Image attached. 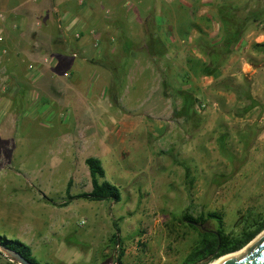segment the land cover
<instances>
[{
  "label": "rangeland",
  "instance_id": "1",
  "mask_svg": "<svg viewBox=\"0 0 264 264\" xmlns=\"http://www.w3.org/2000/svg\"><path fill=\"white\" fill-rule=\"evenodd\" d=\"M93 1V25L87 32L102 39L95 50L97 72L103 74L107 66L114 72L110 96L115 113L120 107L114 102L116 93L139 98V74L132 72L139 68V0H113L114 5ZM114 33L121 41L104 42ZM69 37L71 43L64 49L71 54L76 37ZM9 53L11 62L4 66L1 58V70L4 67L11 76L30 71L24 57ZM18 90V97L0 104V166L5 165L0 169V235L29 244L41 262L117 264L116 254L122 252L123 264H193L191 252L196 245L201 248L204 230L184 221L186 212L198 216L217 211L226 232L234 233L250 217L264 213V83L250 84L256 106L246 113L237 111L247 102L243 96L237 100L233 91L223 95L208 91L205 100L219 105L218 110L206 111L215 124H208L206 138L193 135L184 153H177L181 162L173 163L172 151L165 157L171 163L159 161L139 174V146L129 150L122 164L100 158L105 180L120 188V201L78 198L63 207L46 198L60 202L66 196L68 166L56 167L58 157L52 148L60 133L69 129L58 121V111L44 113L41 106L37 110L28 106V87ZM133 110L139 116V101ZM135 140L139 142V133ZM204 141L206 152L199 151ZM88 151L78 150L69 170L74 181L71 194L91 189L83 158ZM206 223L219 229L214 219ZM115 233L118 243L112 242ZM0 252V264L15 262L1 248Z\"/></svg>",
  "mask_w": 264,
  "mask_h": 264
},
{
  "label": "crops",
  "instance_id": "2",
  "mask_svg": "<svg viewBox=\"0 0 264 264\" xmlns=\"http://www.w3.org/2000/svg\"><path fill=\"white\" fill-rule=\"evenodd\" d=\"M51 2L54 5L48 0H0L5 15L0 19V59L6 66L12 51L16 58L24 57L30 69L11 76L0 67V104L18 97L19 87H28L29 107L58 111V121L69 130L60 133L52 149L56 167L68 166L66 185L74 183L69 170L80 149L89 150L86 157L122 164L129 150L139 146V174L159 161L171 163L165 157L172 151L173 163L181 162L177 153H184L193 135L206 138L208 124H215L213 115L197 110V96L207 99L210 90L223 95L225 79L234 85L264 83V48H253L264 43V0H139V68L132 69L139 74V98L116 93L114 102L120 107L112 113L114 72L110 66L103 74L97 72L95 50L101 37L87 32L96 4ZM229 15L243 30L229 54L214 65L210 54L225 36L223 18ZM70 34L76 37L71 54L64 49L71 43ZM118 37L114 33L104 42H117ZM120 82L123 85V79ZM138 101L139 116L133 110ZM205 145L199 144V151L206 152Z\"/></svg>",
  "mask_w": 264,
  "mask_h": 264
},
{
  "label": "trees",
  "instance_id": "3",
  "mask_svg": "<svg viewBox=\"0 0 264 264\" xmlns=\"http://www.w3.org/2000/svg\"><path fill=\"white\" fill-rule=\"evenodd\" d=\"M235 17L229 15L228 18H223V26L225 31V36L223 40L217 46L212 48L211 52V64L217 65L229 52L232 50L236 40L241 36L242 27L235 23ZM253 48L260 49L264 48V43L254 44ZM213 70V69H212ZM224 89L227 91H233L236 94L237 100H241L242 96L247 101L243 106L237 107V111L246 113L256 106V101L253 99L250 93V83L244 81L240 85H234L230 79H225L223 81ZM221 86V84H219ZM222 87V86H221ZM85 164L89 170L91 189L88 191H82L76 194L70 193V182H68L66 187V196L63 201L56 202L50 198H46L49 202L54 205L63 207L68 205L73 199L83 198L90 201H102V200H112L118 202L121 200L120 188L105 180V170L99 158L95 156H88L84 160ZM183 219L186 222L191 223V221L201 222L205 224L207 219H214L218 223L217 234L210 235L202 232L203 236L207 238H201L202 246L196 245L193 247L191 255H195L193 262L205 258L213 254L212 259H216L221 255L226 253L236 251L244 247L255 236L264 229V213L256 215L255 217H250L249 220L245 221L239 232L234 233L233 231L226 232L225 222L223 220L222 214L217 211H208L205 214H198V216H193L192 213L186 212L183 215ZM192 226V225H191ZM194 227V226H192ZM112 242L118 243L116 239V233L113 234ZM0 247H7L18 253H20L24 258L30 261L32 264H48L46 262H41L33 254L31 246L19 239L7 238L5 235H0ZM1 254V252H0ZM122 252L116 254V263L123 264L121 260ZM11 264H17L12 262ZM86 264H96L94 262Z\"/></svg>",
  "mask_w": 264,
  "mask_h": 264
},
{
  "label": "water",
  "instance_id": "4",
  "mask_svg": "<svg viewBox=\"0 0 264 264\" xmlns=\"http://www.w3.org/2000/svg\"><path fill=\"white\" fill-rule=\"evenodd\" d=\"M191 223L195 224V221H191ZM202 228L204 229V227ZM257 235H259V237L254 240L242 253L220 264H264V229ZM0 248L5 255L9 256L17 264H32L20 253L7 247ZM212 258L213 254L205 258H201L193 264H207L208 262L213 260Z\"/></svg>",
  "mask_w": 264,
  "mask_h": 264
},
{
  "label": "built area",
  "instance_id": "5",
  "mask_svg": "<svg viewBox=\"0 0 264 264\" xmlns=\"http://www.w3.org/2000/svg\"><path fill=\"white\" fill-rule=\"evenodd\" d=\"M4 17L5 15L0 12V19H4ZM196 108L199 112H206L207 110L216 109L217 104L215 102H208L207 100L197 96Z\"/></svg>",
  "mask_w": 264,
  "mask_h": 264
},
{
  "label": "bare ground",
  "instance_id": "6",
  "mask_svg": "<svg viewBox=\"0 0 264 264\" xmlns=\"http://www.w3.org/2000/svg\"><path fill=\"white\" fill-rule=\"evenodd\" d=\"M259 237V235H257L254 239L256 240L257 238ZM253 239V240H254ZM253 240H251L252 242H253ZM250 241V242H251ZM251 242V243H252ZM250 245V244H249ZM248 245V246H249ZM247 246V247H248ZM247 247H244V248H242V249H240V250H236V251H233V252H230V253H227V254H224V255H222V256H220V257H218L217 259H215V260H211L210 262H208L207 264H220V263H222V262H224V261H226V260H228V259H231V258H233V257H235V256H237V255H239L240 253H242Z\"/></svg>",
  "mask_w": 264,
  "mask_h": 264
},
{
  "label": "flooded vegetation",
  "instance_id": "7",
  "mask_svg": "<svg viewBox=\"0 0 264 264\" xmlns=\"http://www.w3.org/2000/svg\"><path fill=\"white\" fill-rule=\"evenodd\" d=\"M192 226H194V228L195 227H197V226H201V227H204V231L203 232H205V233H207V234H210V235H214V234H217V229H215V228H211L210 227V225H208L207 223H205V224H202L201 222H197V221H195V224H192V223H190ZM200 235H201V238H207V236L205 235V236H203L202 235V232H200Z\"/></svg>",
  "mask_w": 264,
  "mask_h": 264
}]
</instances>
